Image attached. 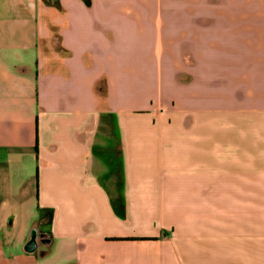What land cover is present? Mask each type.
Masks as SVG:
<instances>
[{
  "label": "crops",
  "instance_id": "crops-1",
  "mask_svg": "<svg viewBox=\"0 0 264 264\" xmlns=\"http://www.w3.org/2000/svg\"><path fill=\"white\" fill-rule=\"evenodd\" d=\"M0 264H264V0H0Z\"/></svg>",
  "mask_w": 264,
  "mask_h": 264
},
{
  "label": "flooded vegetation",
  "instance_id": "flooded-vegetation-1",
  "mask_svg": "<svg viewBox=\"0 0 264 264\" xmlns=\"http://www.w3.org/2000/svg\"><path fill=\"white\" fill-rule=\"evenodd\" d=\"M37 238H38V235H37L36 232H34V233L32 234V240H31L30 246L35 245V241H36Z\"/></svg>",
  "mask_w": 264,
  "mask_h": 264
},
{
  "label": "trees",
  "instance_id": "trees-1",
  "mask_svg": "<svg viewBox=\"0 0 264 264\" xmlns=\"http://www.w3.org/2000/svg\"><path fill=\"white\" fill-rule=\"evenodd\" d=\"M122 240H133V241H141V240H149V239H146V238H131V239H122Z\"/></svg>",
  "mask_w": 264,
  "mask_h": 264
},
{
  "label": "rangeland",
  "instance_id": "rangeland-1",
  "mask_svg": "<svg viewBox=\"0 0 264 264\" xmlns=\"http://www.w3.org/2000/svg\"><path fill=\"white\" fill-rule=\"evenodd\" d=\"M117 134H118V132H117ZM142 229V231L144 230V228L143 227H140V230Z\"/></svg>",
  "mask_w": 264,
  "mask_h": 264
}]
</instances>
